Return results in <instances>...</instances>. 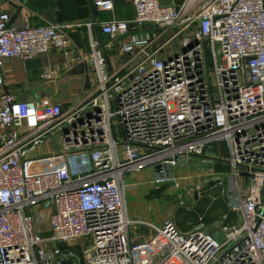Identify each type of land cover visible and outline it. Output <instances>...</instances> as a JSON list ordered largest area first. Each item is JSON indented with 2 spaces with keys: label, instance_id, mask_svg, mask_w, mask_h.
I'll list each match as a JSON object with an SVG mask.
<instances>
[{
  "label": "built area",
  "instance_id": "built-area-1",
  "mask_svg": "<svg viewBox=\"0 0 264 264\" xmlns=\"http://www.w3.org/2000/svg\"><path fill=\"white\" fill-rule=\"evenodd\" d=\"M133 5L131 20L98 24L111 41L88 55L97 86L70 108L19 100L0 74V264H264V0ZM63 29L17 26L0 10V63L67 53ZM139 33L151 38L138 61L110 72L106 48ZM193 160L210 163L206 182L240 225L130 218L135 174L160 186Z\"/></svg>",
  "mask_w": 264,
  "mask_h": 264
},
{
  "label": "crops",
  "instance_id": "crops-1",
  "mask_svg": "<svg viewBox=\"0 0 264 264\" xmlns=\"http://www.w3.org/2000/svg\"><path fill=\"white\" fill-rule=\"evenodd\" d=\"M112 1L113 11L106 12L94 8L92 0H0V10L10 14L11 23L17 26L52 23L64 28L69 36L67 53L51 46L47 54L30 60H2L0 74L17 99H36L44 104L57 102L66 110L94 92L97 75L88 55L94 42L103 46L111 41L98 24L112 18L131 20L135 14L133 0ZM160 1L179 6L185 0ZM150 38V33H139L115 40L105 50L108 70L123 74L125 68L138 61L139 50L149 43ZM219 196L227 198L225 213L211 222H218L226 215V224L240 225L242 217L229 210V197L222 192ZM198 219L199 224L211 223L204 216Z\"/></svg>",
  "mask_w": 264,
  "mask_h": 264
},
{
  "label": "rangeland",
  "instance_id": "rangeland-1",
  "mask_svg": "<svg viewBox=\"0 0 264 264\" xmlns=\"http://www.w3.org/2000/svg\"><path fill=\"white\" fill-rule=\"evenodd\" d=\"M114 131L117 137V129L114 128ZM49 144V149L57 148V137L51 138ZM212 170L210 163L193 160L188 168L178 170L175 182L160 186L151 182L149 171L135 174L128 181L129 187L125 195L130 218L155 221L157 224L170 220L181 231L197 226L200 217L204 216L210 222L217 219L225 213L227 198L219 196L221 186L215 187L214 183L206 182L210 179ZM215 170L230 171L227 167L222 169L218 166H215ZM229 177L230 180L226 177V181L233 179L232 176ZM203 182L206 183L201 187ZM233 195L234 193L231 196ZM205 228L212 230L210 225Z\"/></svg>",
  "mask_w": 264,
  "mask_h": 264
},
{
  "label": "water",
  "instance_id": "water-1",
  "mask_svg": "<svg viewBox=\"0 0 264 264\" xmlns=\"http://www.w3.org/2000/svg\"><path fill=\"white\" fill-rule=\"evenodd\" d=\"M263 212H264V208H263Z\"/></svg>",
  "mask_w": 264,
  "mask_h": 264
}]
</instances>
